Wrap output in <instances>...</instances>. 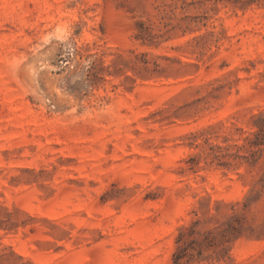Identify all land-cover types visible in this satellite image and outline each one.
<instances>
[{"label":"rangeland","instance_id":"obj_1","mask_svg":"<svg viewBox=\"0 0 264 264\" xmlns=\"http://www.w3.org/2000/svg\"><path fill=\"white\" fill-rule=\"evenodd\" d=\"M264 264V0H0V264Z\"/></svg>","mask_w":264,"mask_h":264},{"label":"trees","instance_id":"obj_2","mask_svg":"<svg viewBox=\"0 0 264 264\" xmlns=\"http://www.w3.org/2000/svg\"><path fill=\"white\" fill-rule=\"evenodd\" d=\"M175 262H176V264H178L179 263V260H175Z\"/></svg>","mask_w":264,"mask_h":264}]
</instances>
